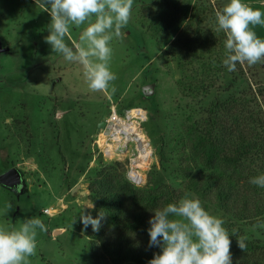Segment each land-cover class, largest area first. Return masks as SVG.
<instances>
[{
  "label": "rangeland",
  "instance_id": "rangeland-1",
  "mask_svg": "<svg viewBox=\"0 0 264 264\" xmlns=\"http://www.w3.org/2000/svg\"><path fill=\"white\" fill-rule=\"evenodd\" d=\"M243 2L264 11V0ZM227 3L134 0L128 25L110 42V69L117 79L107 92H94L83 66L65 60L45 41L48 12L35 0H0V174L15 166L24 182L22 192L0 183V227L18 229L33 217L45 223L47 231H38L29 264H89L90 240L80 219L93 208L89 185L105 166H116L130 180L135 164L142 180L134 184L153 190L163 184L182 188L189 170L222 179L234 195L229 211L190 193L225 221L232 264H264V188L245 183L250 174H264V162L207 166L188 132L191 126L211 125L214 114L226 113L229 106L228 125L242 128L245 99L259 116L264 112V60L237 64L234 71L223 64L227 34L217 30L215 12ZM87 25L70 27L69 47ZM253 30L264 39V25ZM153 82L154 92L146 94L142 87ZM113 107L121 116L133 108L145 112L141 128L151 153L144 162H134L135 142L126 154L111 157L96 142L98 124ZM241 207L247 217H240ZM242 236L247 237L244 251L237 244ZM137 238L148 245L149 234Z\"/></svg>",
  "mask_w": 264,
  "mask_h": 264
},
{
  "label": "clouds",
  "instance_id": "clouds-1",
  "mask_svg": "<svg viewBox=\"0 0 264 264\" xmlns=\"http://www.w3.org/2000/svg\"><path fill=\"white\" fill-rule=\"evenodd\" d=\"M35 3L51 16L45 41L53 52L83 66L91 91L107 92L110 83L117 79L110 69L113 51L110 42L114 36L120 37L128 25L134 0H35ZM215 15L217 30L227 34L228 54L223 64L228 71H234L237 64L255 65L264 60V39L253 30L256 25H264V11L243 0H228ZM85 22L88 25L79 42L73 41V47H69L65 37L70 38V27L79 28ZM249 182L264 188V174ZM153 212L148 221V247H159L161 251L154 253L148 264H232V241L225 221L211 215L191 193ZM80 219L85 228L91 225L98 232L105 213L100 212L96 218L82 214ZM38 231H47L39 217L24 220L18 229L0 227V264H29L28 258L36 254ZM246 239L243 236L237 239L241 251L247 247Z\"/></svg>",
  "mask_w": 264,
  "mask_h": 264
},
{
  "label": "trees",
  "instance_id": "trees-1",
  "mask_svg": "<svg viewBox=\"0 0 264 264\" xmlns=\"http://www.w3.org/2000/svg\"><path fill=\"white\" fill-rule=\"evenodd\" d=\"M250 102L251 99H245L242 104V128L234 130L228 125L227 117L232 108L229 106L226 113L214 114L211 125L206 122L188 129L205 165L221 163L236 167L245 162H264V112L259 116L252 110ZM187 176L188 181L182 188L163 184L153 190L138 187L124 178L116 166L100 169L89 185V198L94 207L82 213L90 214L93 218L100 212L105 213L98 232H94L91 225L87 228L83 225L90 240L89 264H148L154 253H159L161 249L142 244L138 235L141 232L148 234V221L155 209L177 203L186 193L195 191L215 201L217 206L231 210L234 195L222 179L202 177L199 170H189ZM251 176L245 177V183L249 182ZM243 209L245 207L239 208L237 212H241L240 217H247L243 215Z\"/></svg>",
  "mask_w": 264,
  "mask_h": 264
},
{
  "label": "bare ground",
  "instance_id": "bare-ground-1",
  "mask_svg": "<svg viewBox=\"0 0 264 264\" xmlns=\"http://www.w3.org/2000/svg\"><path fill=\"white\" fill-rule=\"evenodd\" d=\"M129 113L140 115L142 119L145 115V112L138 108L130 109ZM107 121L108 125L101 129L96 140L99 141L100 146L108 155L112 156L118 151L125 153L127 151L128 143L133 141L136 142L139 159L145 160L150 156V143L146 139L145 131L140 129L137 123L127 124L117 115V113ZM122 133L125 134L122 135Z\"/></svg>",
  "mask_w": 264,
  "mask_h": 264
},
{
  "label": "water",
  "instance_id": "water-1",
  "mask_svg": "<svg viewBox=\"0 0 264 264\" xmlns=\"http://www.w3.org/2000/svg\"><path fill=\"white\" fill-rule=\"evenodd\" d=\"M156 83H149L142 87V90L146 94L153 93L155 90ZM106 125V119L99 122L98 127L102 128ZM0 183L5 187L14 190L16 192H22L24 183L22 173L18 167H11L0 174Z\"/></svg>",
  "mask_w": 264,
  "mask_h": 264
},
{
  "label": "built area",
  "instance_id": "built-area-1",
  "mask_svg": "<svg viewBox=\"0 0 264 264\" xmlns=\"http://www.w3.org/2000/svg\"><path fill=\"white\" fill-rule=\"evenodd\" d=\"M129 111H130V109L125 113V116H121L119 113H118V111L116 110V108L115 107H113L112 108V112H111V114L109 115V117H107L106 118V125L105 126H107L108 125V119L110 118V117H112V116H114L115 115V113H117V115L121 118V119H123L127 124L128 123H137V125H138V127L140 128V129H142L141 128V121L145 118V115H144V118L142 119V117L140 116V115H133V114H130L129 113ZM128 126V125H127ZM101 129H103V127L101 128ZM125 133H122V135H124ZM96 142L99 144V141H97L96 140ZM130 142H133V141H130ZM129 142V143H130ZM129 143H128V147H129ZM136 143V142H135ZM100 145V144H99ZM137 146V145H136ZM128 147H127V151L125 152V153H123V152H116V154L115 155H120V154H126L127 152H128ZM137 151H138V148H137ZM105 154L108 156V154L105 152ZM114 156V155H113ZM109 157H111V156H109ZM139 157V152H138V155L135 157V159H134V162L135 163H142V162H144L146 159H148V157L144 160H142V159H139L138 158ZM134 166H136V164L135 165H131V168H130V170H129V173H128V175H129V177H130V180L133 182V183H140L141 182V180H142V177H141V173L139 172V170H137V168H135ZM44 211L46 212V213H48V214H51V208H49V207H46V208H44Z\"/></svg>",
  "mask_w": 264,
  "mask_h": 264
},
{
  "label": "flooded vegetation",
  "instance_id": "flooded-vegetation-1",
  "mask_svg": "<svg viewBox=\"0 0 264 264\" xmlns=\"http://www.w3.org/2000/svg\"><path fill=\"white\" fill-rule=\"evenodd\" d=\"M24 183V182H23Z\"/></svg>",
  "mask_w": 264,
  "mask_h": 264
}]
</instances>
